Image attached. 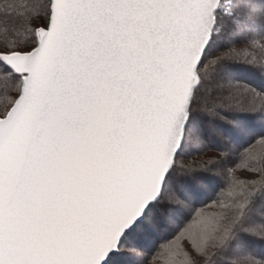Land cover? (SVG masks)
<instances>
[{"label":"snow or ice","instance_id":"snow-or-ice-1","mask_svg":"<svg viewBox=\"0 0 264 264\" xmlns=\"http://www.w3.org/2000/svg\"><path fill=\"white\" fill-rule=\"evenodd\" d=\"M0 264H264V0H0Z\"/></svg>","mask_w":264,"mask_h":264}]
</instances>
